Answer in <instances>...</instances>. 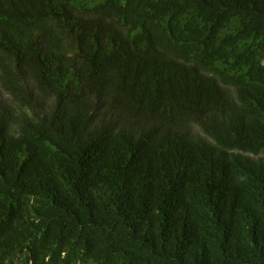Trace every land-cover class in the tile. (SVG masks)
Wrapping results in <instances>:
<instances>
[{
  "label": "trees",
  "instance_id": "1",
  "mask_svg": "<svg viewBox=\"0 0 264 264\" xmlns=\"http://www.w3.org/2000/svg\"><path fill=\"white\" fill-rule=\"evenodd\" d=\"M0 264H264V0H0Z\"/></svg>",
  "mask_w": 264,
  "mask_h": 264
}]
</instances>
